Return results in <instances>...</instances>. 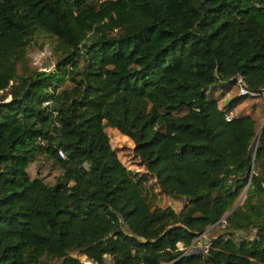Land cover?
Returning <instances> with one entry per match:
<instances>
[{
    "label": "trees",
    "instance_id": "1",
    "mask_svg": "<svg viewBox=\"0 0 264 264\" xmlns=\"http://www.w3.org/2000/svg\"><path fill=\"white\" fill-rule=\"evenodd\" d=\"M40 34L53 70L28 66ZM240 77L248 93L220 105ZM250 92L264 0H0V264H264V127L226 119ZM106 126L180 212L150 205ZM45 158L52 184L28 171Z\"/></svg>",
    "mask_w": 264,
    "mask_h": 264
},
{
    "label": "rangeland",
    "instance_id": "2",
    "mask_svg": "<svg viewBox=\"0 0 264 264\" xmlns=\"http://www.w3.org/2000/svg\"><path fill=\"white\" fill-rule=\"evenodd\" d=\"M53 44L54 40L51 37L45 34L38 35L29 47L28 66L41 71L53 70L57 59L53 52ZM228 90H230L229 95L228 91L225 89H218L217 93H214L222 106L230 103L232 98L242 94L240 92V86L237 83L231 86ZM231 113L236 116L244 113L251 114L262 125L264 123V94L247 96L233 108ZM106 131L110 137L112 146L117 151L123 163L130 169L138 189L145 199L148 200L150 205L172 207L177 212H180L186 204V198H174L162 192L155 177L147 172L146 168L142 165V163H140V158L134 153L133 141L129 137L121 134L117 129L110 126H106ZM61 172L62 171L55 167L52 164V161L48 158H45L44 162L37 160L35 165H31L30 168L32 178L39 175L44 177L46 181L51 184L55 182V178L61 174ZM244 199L245 194L241 196L236 207L242 204ZM222 221L223 222L221 224L209 227L205 233L201 234L200 237L195 240L194 247L191 250L189 249L186 251L198 250L200 252H205L210 244V241L224 232L222 224H224L225 220L223 219ZM204 240H207L208 243L205 244ZM179 246L181 249H185L183 244L180 243ZM80 258L82 260L86 259L85 256H80ZM57 262L58 261L55 260L52 264ZM162 264L168 263L163 262Z\"/></svg>",
    "mask_w": 264,
    "mask_h": 264
},
{
    "label": "built area",
    "instance_id": "3",
    "mask_svg": "<svg viewBox=\"0 0 264 264\" xmlns=\"http://www.w3.org/2000/svg\"><path fill=\"white\" fill-rule=\"evenodd\" d=\"M237 84L240 86V92H241L242 94H246V93H248V91H247L246 88H245V84H244V81H243V78H242V77H240V78L238 79ZM250 93H251V95H253V96H257V95H259V93H256V92H250ZM232 117H233L232 113L226 115V119H227V120H231ZM59 154H60L61 157H63V158L66 157L65 153H64L62 150L59 151ZM39 159L43 160V155L40 154V155H39ZM83 261H84L85 264H93L91 261H89V260H87V259H85V260H83Z\"/></svg>",
    "mask_w": 264,
    "mask_h": 264
},
{
    "label": "crops",
    "instance_id": "4",
    "mask_svg": "<svg viewBox=\"0 0 264 264\" xmlns=\"http://www.w3.org/2000/svg\"><path fill=\"white\" fill-rule=\"evenodd\" d=\"M226 91H228V95H229V91H230V90H226ZM222 92H223V90H222ZM222 92H221V93H222ZM220 105H222V104L220 103ZM238 110H239V109H238ZM244 114H247V113H244ZM239 115H240V114H239ZM239 115H237V116H239ZM249 115H251V114H249ZM233 116H236V115L233 114ZM252 116H253V115H252ZM253 117H254V116H253ZM35 162H36V161H35ZM35 162L30 163V165H29V167H28V171H29V173H30L31 165H35ZM30 175H31V174H30Z\"/></svg>",
    "mask_w": 264,
    "mask_h": 264
},
{
    "label": "water",
    "instance_id": "5",
    "mask_svg": "<svg viewBox=\"0 0 264 264\" xmlns=\"http://www.w3.org/2000/svg\"><path fill=\"white\" fill-rule=\"evenodd\" d=\"M263 127H264V123H263V124H262V126H261L260 133H261V131H262ZM252 173H253V169L251 170V175H252ZM204 242H205V244H207V243H208V241H207V240H204Z\"/></svg>",
    "mask_w": 264,
    "mask_h": 264
}]
</instances>
